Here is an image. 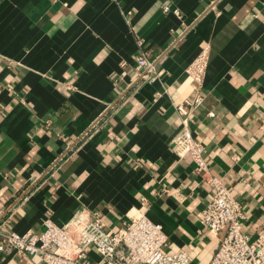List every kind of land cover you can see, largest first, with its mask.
I'll return each mask as SVG.
<instances>
[{
	"label": "crops",
	"instance_id": "crops-1",
	"mask_svg": "<svg viewBox=\"0 0 264 264\" xmlns=\"http://www.w3.org/2000/svg\"><path fill=\"white\" fill-rule=\"evenodd\" d=\"M206 50L193 136L209 173L264 228V0H0V209L40 232L98 212L134 213L165 249L208 264L220 235L200 223L212 188L173 150V104L192 99L189 64ZM155 63L143 79L136 57ZM124 72V74H122ZM209 113H212L210 115ZM166 191V192H165ZM89 259L99 255L89 249ZM0 264H42L37 256Z\"/></svg>",
	"mask_w": 264,
	"mask_h": 264
},
{
	"label": "built area",
	"instance_id": "built-area-1",
	"mask_svg": "<svg viewBox=\"0 0 264 264\" xmlns=\"http://www.w3.org/2000/svg\"><path fill=\"white\" fill-rule=\"evenodd\" d=\"M207 63L206 50L187 67L196 83L192 99L173 104L178 130L172 138L179 159L189 156L196 172L212 188L211 199L201 212L200 223L208 232L220 235L218 246L208 264H264V228L255 236L242 230L245 218L239 202L222 179L209 173L203 146L193 136V113L203 102L201 87ZM136 69L143 79H153L155 63L144 52L136 57ZM124 74V72H122ZM212 115V113H209ZM166 192V191H165ZM0 209V260L9 256H37L42 264H189L190 255L165 249L167 236L159 223L144 213H134L117 229H106L98 212L82 214L58 225L45 219L40 232L18 233L8 228ZM89 249L99 255L89 259Z\"/></svg>",
	"mask_w": 264,
	"mask_h": 264
}]
</instances>
